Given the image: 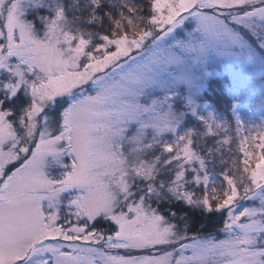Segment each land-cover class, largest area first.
Wrapping results in <instances>:
<instances>
[{"label":"snow or ice","instance_id":"snow-or-ice-1","mask_svg":"<svg viewBox=\"0 0 264 264\" xmlns=\"http://www.w3.org/2000/svg\"><path fill=\"white\" fill-rule=\"evenodd\" d=\"M232 54L264 82V0H0V264H264Z\"/></svg>","mask_w":264,"mask_h":264},{"label":"rangeland","instance_id":"rangeland-1","mask_svg":"<svg viewBox=\"0 0 264 264\" xmlns=\"http://www.w3.org/2000/svg\"><path fill=\"white\" fill-rule=\"evenodd\" d=\"M209 71L212 73V88L208 90V97L214 107L222 114L225 119L231 117L229 105L221 94L220 84L235 82L237 93H244V97H236L240 102L239 114L245 120L247 127L251 129L253 125L264 122V82L261 81L258 70L253 73L249 67L235 58V54L224 55L215 59L209 64ZM233 98V97H232ZM234 99V98H233ZM231 124L235 126V119L231 118ZM222 237V234H218Z\"/></svg>","mask_w":264,"mask_h":264},{"label":"trees","instance_id":"trees-1","mask_svg":"<svg viewBox=\"0 0 264 264\" xmlns=\"http://www.w3.org/2000/svg\"><path fill=\"white\" fill-rule=\"evenodd\" d=\"M221 94H222V92H221ZM222 96H223V98L226 99L228 104H231L233 102L232 96H229L226 92L224 94H222ZM226 113H230V111L227 112V109H226ZM204 223L207 224V228L203 230L204 235H207L209 232H213L214 228H217L219 226L218 221L209 222L207 219H205ZM197 228H198V226H197ZM191 234H199V231L191 233ZM214 234L218 235L221 233L215 232Z\"/></svg>","mask_w":264,"mask_h":264}]
</instances>
